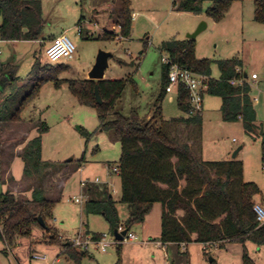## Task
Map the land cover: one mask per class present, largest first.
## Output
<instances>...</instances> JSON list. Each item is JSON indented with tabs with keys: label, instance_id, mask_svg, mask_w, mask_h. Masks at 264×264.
Segmentation results:
<instances>
[{
	"label": "rangeland",
	"instance_id": "rangeland-1",
	"mask_svg": "<svg viewBox=\"0 0 264 264\" xmlns=\"http://www.w3.org/2000/svg\"><path fill=\"white\" fill-rule=\"evenodd\" d=\"M255 1L236 0L220 20H215L206 14L212 7L210 2L203 3L197 14L177 12L174 0H131L132 13L136 14L131 36L102 40L98 37L105 31L119 33L114 14L120 8V0H42L43 25L38 41L14 47L0 39V62H8L17 52L22 84L33 78L30 75L36 64L48 69L42 73L44 76L52 74L61 82L60 86L56 80L46 83L23 112L21 122L3 126L0 140V194L12 192L21 199H32L34 191H42L47 198L60 199L53 210V218L48 221L59 234V244H51L54 232L36 226L30 238L18 239L13 246L0 241V264H212L211 260L216 264H243L244 246L240 243L224 248L211 247L206 251L201 243L194 242L188 244L187 253L179 244H157L162 211V205L158 203L143 223L129 230L138 237L136 241L113 244L106 253L91 246L79 261L63 252L76 248L71 241L80 232L90 237L106 234L112 239L113 236L101 215L87 214L84 204L75 202L74 198L82 191L81 180L99 177L110 183L106 185L118 201L121 221L129 216L127 205L119 202L120 180L115 174L109 177L107 169L119 162L120 141L112 132L99 131L97 110L81 104L67 81L88 80L86 76L99 51L111 52L113 57L109 60L106 80L133 78L135 82L127 84L115 110L127 118L135 115L141 121L147 120L155 111L163 83L162 59L166 54L161 50V44L188 39V35L205 22L207 27L194 39L196 57L214 61L213 79L220 77L215 63L218 60L240 58L250 77L253 72L257 73V84L252 85L251 79L248 80L253 88L251 96L258 97L253 104L255 124L264 129V24L254 20ZM2 22L0 16V26ZM61 33L75 44L76 52L70 60L51 63L45 49ZM58 65L65 67L58 71ZM221 105L220 97L205 93L200 129L199 126L175 124L170 134L184 143L196 135L195 129L199 140L198 144L192 145L196 152L201 148L198 153L201 158L242 161L244 180L258 185L261 195L256 198L264 201L262 140L258 135L246 132L242 119L224 121ZM162 113L166 120L186 116L177 105L176 92L166 95ZM42 123L48 127L42 134L43 162L34 168L25 155ZM83 130L91 136H84ZM83 157L82 169L77 170ZM246 251L255 264H264V245L248 241ZM35 255L46 258L35 259Z\"/></svg>",
	"mask_w": 264,
	"mask_h": 264
},
{
	"label": "trees",
	"instance_id": "trees-1",
	"mask_svg": "<svg viewBox=\"0 0 264 264\" xmlns=\"http://www.w3.org/2000/svg\"><path fill=\"white\" fill-rule=\"evenodd\" d=\"M236 0H174L177 12L200 13L202 4L212 3L206 14L220 20ZM255 18L264 24V0L255 1ZM0 39L12 41H38L42 33V0H0ZM115 26L119 33L105 31L98 39L112 40L118 35L124 39L131 36L133 13L131 0H120V8L114 14ZM83 22L80 20L79 25ZM161 50L169 59L182 68L207 76L206 94L218 96L222 100L220 111L223 120L244 121L248 134H256L261 140L262 162L264 163V129L255 124L256 113L252 99V88L245 77L244 63L240 58L215 61L219 79L211 78L214 61L198 59L195 42L192 39L169 40L161 44ZM64 65H58L61 71ZM45 67L36 64L30 76L33 78L22 84L18 75L19 65L0 62V140L6 123H19L29 103L39 94L42 87L55 76L42 74ZM170 65L164 64L161 93L156 100L153 115L144 121L137 116L127 118L115 110L128 83L133 78L115 80H68L69 88L78 101L97 110L100 132H112L121 144V156L117 163L121 196L119 202L129 210L128 218L122 222L117 207L106 184H88L84 192L88 200L84 204L87 214L101 215L114 233L120 227L130 230L141 224L150 214L155 204L162 205V244L201 243L224 248L227 244L240 243L244 246L243 264H255L246 251V242L264 245V225H260L254 211L255 198L261 195L257 184L244 180V163L238 160L205 161L194 151V145L180 142L170 134L175 124L186 126L202 125V113H195L190 103V93L180 86L177 91V105L185 117L166 120L162 113V103L168 94ZM242 80L241 85L231 84ZM57 86L61 82L56 80ZM99 86L103 99L98 105L95 87ZM204 93V94H205ZM113 118L110 119V116ZM194 129V128H193ZM48 131L45 123L32 140L25 157L37 168L43 161L42 134ZM86 137L91 134L82 131ZM190 140L197 143V131ZM189 140V141H190ZM1 145V142H0ZM1 149V146H0ZM85 162V157L79 161ZM60 199L47 198L42 191H34L32 199H21L12 192L0 194V241L13 246L18 239H28L36 226L54 232L51 244H59V234L49 225L53 210ZM42 218L46 227L39 223ZM98 236V235H97ZM95 236V237H97ZM69 245V244H68ZM79 261L83 253L76 248L63 251ZM121 246L119 247V253ZM6 253V252H5ZM212 264H216L212 260Z\"/></svg>",
	"mask_w": 264,
	"mask_h": 264
},
{
	"label": "built area",
	"instance_id": "built-area-1",
	"mask_svg": "<svg viewBox=\"0 0 264 264\" xmlns=\"http://www.w3.org/2000/svg\"><path fill=\"white\" fill-rule=\"evenodd\" d=\"M135 14H133V19L135 18ZM82 32V29L80 28V33ZM119 36V35H118ZM120 39H122L121 36H119ZM76 52V46L71 41V39L66 35L62 34L60 36H57L54 38L49 46L46 49V56L48 60L51 63H58L67 61L73 58L74 54ZM1 54V52H0ZM164 64L170 65L169 70V83L166 87L167 93H172L178 91L180 86H184L190 93V103L191 107L193 108V111L195 113H201L203 109V98L204 93L208 89V77L197 74L193 72L190 69L182 68L179 65L173 63L168 55H164L162 59ZM251 78L253 80H256L258 78L257 74H252ZM243 83L242 80H234L231 82L232 85L237 86L241 85ZM253 102L258 101V97H252ZM109 177H112V175H119V167L116 164L115 166H107ZM88 184H108V182H103L99 177H96L93 180H81V194L78 197H75V202L78 204H85L88 200V195L84 192L85 187H87ZM111 188V186H110ZM111 192V191H110ZM254 211L257 216V221L260 223V225H264V206L261 204H257L254 207ZM125 228L120 227L118 229L119 232L124 231ZM138 239V237L131 233L130 231L127 232L126 236L124 237L123 242H134ZM72 244L78 250L85 253L88 252L91 248V246H95L103 253H106L108 249L113 245L117 243H121L116 240L114 234L112 236V239H109L106 234L98 235L97 237H90L86 235L83 232H80L76 238L72 239ZM183 245V250H185V244ZM213 247L212 245H206L205 250L207 251L209 248ZM35 259H45L46 256H39L35 255Z\"/></svg>",
	"mask_w": 264,
	"mask_h": 264
},
{
	"label": "water",
	"instance_id": "water-1",
	"mask_svg": "<svg viewBox=\"0 0 264 264\" xmlns=\"http://www.w3.org/2000/svg\"><path fill=\"white\" fill-rule=\"evenodd\" d=\"M206 27L207 24L205 22L201 23L200 27L194 33L188 35V39H192V40L196 39L197 36L200 34V32H202ZM112 57L113 54L111 52L100 50L96 57L95 64L88 74L89 80H95V81L105 80V74L107 69L109 68V60ZM245 77L248 78V75L246 74ZM95 97L98 105H102L103 99L101 97L98 85H96L95 87ZM238 152L239 150L235 153V156L238 154ZM39 223L42 227L44 228L46 227V224L42 218H39ZM128 231H129L128 229H125L122 232L115 230L113 234L117 241L123 242L124 237L126 236Z\"/></svg>",
	"mask_w": 264,
	"mask_h": 264
},
{
	"label": "crops",
	"instance_id": "crops-1",
	"mask_svg": "<svg viewBox=\"0 0 264 264\" xmlns=\"http://www.w3.org/2000/svg\"><path fill=\"white\" fill-rule=\"evenodd\" d=\"M133 14H135V13H133ZM136 15V14H135ZM136 17V16H135ZM62 34H64V33H61V34H59V35H57V36H60V35H62ZM56 36V37H57ZM55 37V38H56ZM33 42H36V41H12V42H9V44H11V46H14V47H16L18 44H24V45H28V44H31V43H33ZM45 51H46V49H45ZM18 54H17V52H14V54H13V57H12V59L11 60H9L8 62H1V63H13V64H17L18 63V56H17ZM244 71H245V74H247L248 75V78H250L251 79V81H252V85H255V83L257 84V81L259 80V76H258V78L256 79V80H253L250 76H249V73H247V71L245 70V68H244ZM107 72V71H106ZM252 74H257L256 72H253ZM86 78H88L89 79V77H88V75L86 76ZM247 78V79H248ZM105 79H107L106 78V74H105ZM248 82H249V80H248ZM253 89V88H252ZM252 95V94H251ZM253 104H254V102H253ZM150 117H148V119H149ZM188 143L190 144V145H192V140H190V141H188ZM241 149L242 148H240L239 149V151H241ZM239 153V152H238ZM203 159V158H202ZM203 160H205V159H203ZM205 161H213V160H205ZM80 169H82L81 167L80 168H78L77 170H80ZM116 177L119 179V176L118 175H116ZM120 180V179H119ZM255 201H256V203L257 204H259V203H261L262 205H263V203H264V201H262V199L260 198V199H258V198H255ZM163 210V209H162ZM149 216V215H148ZM147 216V217H148ZM147 217H146V219H147ZM161 217H162V211H161V213H160V222H161ZM161 235V234H160ZM157 244H162L160 241L159 242H157ZM163 246H168V245H170V244H162ZM204 247L206 246V244H202ZM228 245V244H227ZM226 245V246H227ZM225 246V247H226ZM179 247L181 248V249H183V245H179ZM188 245H185V250H183L185 253H187L188 252Z\"/></svg>",
	"mask_w": 264,
	"mask_h": 264
}]
</instances>
